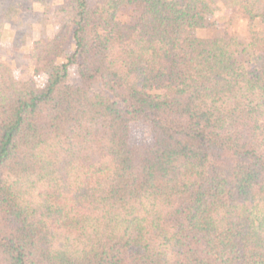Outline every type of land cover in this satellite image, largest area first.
Listing matches in <instances>:
<instances>
[{"label": "trees", "instance_id": "obj_1", "mask_svg": "<svg viewBox=\"0 0 264 264\" xmlns=\"http://www.w3.org/2000/svg\"><path fill=\"white\" fill-rule=\"evenodd\" d=\"M53 19L30 77L0 61V264H264V0Z\"/></svg>", "mask_w": 264, "mask_h": 264}, {"label": "rangeland", "instance_id": "obj_2", "mask_svg": "<svg viewBox=\"0 0 264 264\" xmlns=\"http://www.w3.org/2000/svg\"><path fill=\"white\" fill-rule=\"evenodd\" d=\"M63 0H0V27L3 39L0 44V61L8 62L19 79L30 77L32 71V42L42 34L52 35L58 24L54 22L53 10ZM231 8L220 3L214 13L216 26L221 28L225 19L232 14ZM3 14L7 15L4 19ZM73 83L79 81L75 66L69 69ZM46 75L36 78L43 84Z\"/></svg>", "mask_w": 264, "mask_h": 264}]
</instances>
